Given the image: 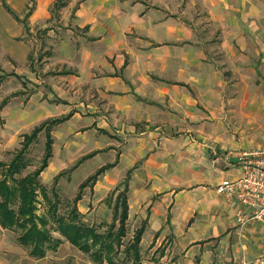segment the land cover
<instances>
[{"label": "crops", "instance_id": "0c3cea01", "mask_svg": "<svg viewBox=\"0 0 264 264\" xmlns=\"http://www.w3.org/2000/svg\"><path fill=\"white\" fill-rule=\"evenodd\" d=\"M56 4L0 0L13 19L0 47L27 55L23 33L45 34L47 59L68 84L61 92L69 110L58 118L68 119L58 126L112 137L116 160L103 176L121 185L129 176V218H142V241L166 249L170 264H264V223L241 229L240 205L217 193L253 145L232 141L231 131L264 123V0ZM84 90L96 100L77 102ZM89 107L98 116L81 115Z\"/></svg>", "mask_w": 264, "mask_h": 264}, {"label": "rangeland", "instance_id": "374dc122", "mask_svg": "<svg viewBox=\"0 0 264 264\" xmlns=\"http://www.w3.org/2000/svg\"><path fill=\"white\" fill-rule=\"evenodd\" d=\"M18 17L22 22H28L25 21L27 16ZM52 19L56 24L59 23V15L52 16ZM12 20L4 11L0 12V36L4 40L12 30L10 26ZM56 33H60V31ZM22 41L25 42L28 48L27 55L23 50L24 52L21 55L9 56L5 54V49L8 48L0 47V106L4 101H7V106L0 114V164H10L22 148L24 135L31 134L36 127L46 121L64 117L69 110L63 104V100L68 99L69 96L61 92L68 84L58 75L60 72H65V70L53 67V61L47 59L46 54H48L47 50L50 42L45 39V34L42 31L32 34L24 32ZM2 42L4 41L1 40L0 43ZM54 86H59L61 89H55ZM85 93L86 90L81 95H76V101L86 102V105H88L87 102H91L93 99L96 100L92 95H84ZM85 97L87 101H84L83 98ZM92 104L96 106V103H91V107ZM91 107L83 110L81 115L85 113L89 117L90 114H94V117L98 116L96 115L98 111L92 110ZM260 113L264 119V111ZM100 114L108 117V114L103 111ZM254 114L255 112H251L252 117L256 120ZM90 121L92 122V120ZM87 130L80 128L74 131L73 128L65 126H56L53 129V159L49 162V170H46L40 179L42 185L47 189L49 199L47 200L42 194H39L37 204L38 216L47 217L48 220L51 247L46 249L43 258H33L29 249L22 247L18 242L20 231H8L0 228V264H110L106 260L100 262L90 254H86L69 244L56 231V226L50 218L52 203L57 206L56 213L58 216L69 214L74 208L73 202L79 186L100 167L111 164L116 160V155L112 153L109 145L112 143V137L103 135L99 131L98 137H95L93 133H88ZM70 132L72 135L69 136ZM101 136H105L103 137L104 142L97 141ZM56 137L59 139H56ZM66 137L67 140L64 141ZM231 137L234 142L238 140L249 145L253 144L252 147H246L245 150L264 146V123L261 124L257 121L248 123L247 127L242 126L234 132L231 131ZM69 138L70 142L68 141ZM44 146L45 134L42 133L31 144L26 153L30 167L23 172L22 176L32 173L40 166ZM207 146V151L211 152V146ZM245 150L242 149V151ZM227 152L237 151L228 149ZM90 155H93V157L82 162L85 156ZM2 172L3 168L0 166V180L2 179ZM98 180L94 187L87 188L84 191V196L78 204V210L82 215L80 220L83 224L95 228L99 234L108 232L110 226L114 224L116 227L114 233H116L119 224L118 217L116 221L114 220L116 218L115 203L111 201V198L115 200L117 193L113 194L117 187L120 191L123 190L124 187L121 183L124 179L114 183L112 177L106 175ZM54 193L58 195V203L53 197ZM142 228L145 230L142 218L128 217L126 237L123 239L124 247H122L120 253L114 256L115 264L123 263L122 260L125 259V254L122 253L124 248L130 244L136 232ZM156 250L152 239L141 241V263L170 264L172 260H175L174 256L166 257V249ZM128 264H132L131 260H128Z\"/></svg>", "mask_w": 264, "mask_h": 264}, {"label": "trees", "instance_id": "16d2710c", "mask_svg": "<svg viewBox=\"0 0 264 264\" xmlns=\"http://www.w3.org/2000/svg\"><path fill=\"white\" fill-rule=\"evenodd\" d=\"M66 0H57V8H62ZM6 10L11 13L10 9L4 4ZM17 21H20L15 15H12ZM4 101L0 106V114L7 105ZM67 118L46 121L39 127H36L31 134L23 136L22 148L10 162V164H0L3 168L2 179L0 180V228L8 231H20L18 238L19 244L29 249L33 258L41 259L45 256L46 249L51 247L50 230L48 229L47 217H40L37 214L38 196L42 194L45 199L48 198L47 189L40 182L41 175L49 167V162L53 157V138L52 131L59 124L66 121ZM1 120V117H0ZM45 134L44 154L40 166L32 173L22 176L23 172L30 167L26 158V153L31 144L36 141L40 134ZM93 155L83 158L82 162L92 158ZM81 162V163H82ZM113 165H107L98 169L92 176L83 182L78 189L74 199V208L72 211L63 216L57 215V206L52 203L50 208L51 220L56 226V231L65 238L72 246L80 251L90 254L100 262L108 261L115 264L114 256L120 253L123 245V239L126 237V227L129 217L128 205V178L122 184L124 187L120 191L119 187L115 189L111 198L114 204L116 221L118 217L119 228L116 229L112 224L108 232L99 234L93 227L83 224L80 220L81 213L78 210V204L84 196L87 188L94 187L98 179L103 176ZM53 197L59 201L57 193ZM144 228L136 232L132 241L126 246L122 253L125 254L123 263L142 264L140 256V244L142 241ZM120 264V263H118Z\"/></svg>", "mask_w": 264, "mask_h": 264}, {"label": "built area", "instance_id": "2783aa9c", "mask_svg": "<svg viewBox=\"0 0 264 264\" xmlns=\"http://www.w3.org/2000/svg\"><path fill=\"white\" fill-rule=\"evenodd\" d=\"M237 167L238 177L223 180L217 193L240 205L236 219L243 229L251 223H264V147L239 153Z\"/></svg>", "mask_w": 264, "mask_h": 264}]
</instances>
